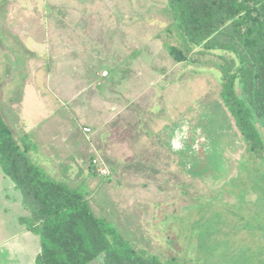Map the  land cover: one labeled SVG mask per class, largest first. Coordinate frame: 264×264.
Wrapping results in <instances>:
<instances>
[{
  "label": "rangeland",
  "instance_id": "obj_1",
  "mask_svg": "<svg viewBox=\"0 0 264 264\" xmlns=\"http://www.w3.org/2000/svg\"><path fill=\"white\" fill-rule=\"evenodd\" d=\"M172 17L167 0H0V111L139 251L264 264V161L224 116L219 70L169 54ZM27 215L0 168V264H36Z\"/></svg>",
  "mask_w": 264,
  "mask_h": 264
},
{
  "label": "trees",
  "instance_id": "obj_2",
  "mask_svg": "<svg viewBox=\"0 0 264 264\" xmlns=\"http://www.w3.org/2000/svg\"><path fill=\"white\" fill-rule=\"evenodd\" d=\"M167 1L173 20L159 38L177 63L219 70L224 116L236 127L250 161L260 166L264 161V0ZM31 149L25 135L14 136L0 111V168L23 194L28 215L20 218L21 224L40 236L36 264H90L100 256L105 264H177L139 251L107 217L97 215L82 193L40 169L30 159ZM96 164L93 159L94 173Z\"/></svg>",
  "mask_w": 264,
  "mask_h": 264
},
{
  "label": "built area",
  "instance_id": "obj_3",
  "mask_svg": "<svg viewBox=\"0 0 264 264\" xmlns=\"http://www.w3.org/2000/svg\"><path fill=\"white\" fill-rule=\"evenodd\" d=\"M101 173H102L103 175H106V174H107L106 170H102Z\"/></svg>",
  "mask_w": 264,
  "mask_h": 264
}]
</instances>
